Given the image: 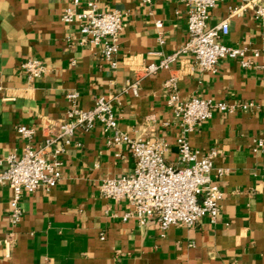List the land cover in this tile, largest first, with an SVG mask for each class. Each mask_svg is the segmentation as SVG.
<instances>
[{
    "label": "crops",
    "instance_id": "obj_1",
    "mask_svg": "<svg viewBox=\"0 0 264 264\" xmlns=\"http://www.w3.org/2000/svg\"><path fill=\"white\" fill-rule=\"evenodd\" d=\"M94 1L101 10L124 15L116 66L99 46L80 42L78 21L62 20L73 0H0V156L22 152L21 124L34 126V144L42 143L48 126L66 116V93L77 91L82 108L98 96L117 95L120 129L132 137L165 139L171 145L168 162L175 163L181 127L165 88L175 75L183 99L253 103L245 110L216 111L188 134L193 148H215V165L227 168L218 179L224 191L219 216L215 222L204 216L193 226L176 224L166 231L155 220H123L130 205L104 197L100 184L106 177L129 175L135 159L127 144L112 142L110 132L97 125L79 129L66 146L55 187L24 191L22 218L14 228L9 224L12 188L0 185V264H264V24L246 11L230 18V31L222 38L227 45L260 50L249 67L225 57L205 71L183 52L169 67L148 74L146 65L184 45L188 6L180 0ZM238 3L219 2L209 25ZM27 58L45 62L47 72L29 78L21 68ZM135 80L139 94L123 93Z\"/></svg>",
    "mask_w": 264,
    "mask_h": 264
},
{
    "label": "built area",
    "instance_id": "obj_2",
    "mask_svg": "<svg viewBox=\"0 0 264 264\" xmlns=\"http://www.w3.org/2000/svg\"><path fill=\"white\" fill-rule=\"evenodd\" d=\"M143 1L150 3L152 0ZM180 1L188 6L187 39L179 50L160 62L146 65V73L169 67L183 52L190 53L198 68L205 71L213 70L225 57L237 58L243 67L254 64V58L261 53L259 49L227 45L222 42V38L230 31V18L246 11H251L254 18L264 24V0H239L237 5L229 8L228 15L214 25L208 23L211 9L224 0ZM62 20L67 23L78 21L80 42L99 46L111 66L117 65L119 36L125 25L124 15L119 10H101L94 0H88L84 5H81L80 0H73V6L63 12ZM156 26L161 28L163 22L157 20ZM21 68L29 78L41 77L48 70L45 62L37 58L25 59ZM165 88L168 92L167 103L181 127L176 137L178 157L175 163L168 162L167 154L171 145L165 139L132 137L120 129L115 113L117 95L98 96L91 107L82 108L78 105L80 93L67 92L70 107L65 118L48 126V135L39 145L34 144V126L18 125V133L26 139L22 152H9L0 156V185L8 184L12 188L10 226L14 228L21 221L24 191L55 187L61 179V154L65 152L66 146L79 129L90 131L97 125L110 132L112 142L127 144L135 159L134 169L129 175L106 177L100 184V192L104 197L125 200L130 205L122 215L123 220L134 218L140 224L155 220L163 231L176 224L193 226L204 216L215 222L224 197L218 179L226 174L227 168L215 165L218 155L215 148L207 152L193 148L188 134L216 111L245 110L253 103L218 101L201 96L183 99L177 90L175 75L165 81ZM139 91V80L129 82L122 89L123 93L132 92L136 96ZM258 145H263V141L259 140ZM14 234L13 230L6 234L7 244Z\"/></svg>",
    "mask_w": 264,
    "mask_h": 264
}]
</instances>
